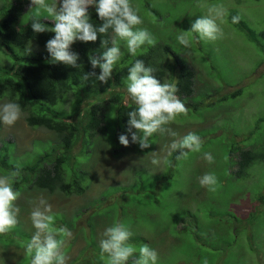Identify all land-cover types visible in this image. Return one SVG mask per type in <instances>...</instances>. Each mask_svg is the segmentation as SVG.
<instances>
[{
    "label": "rangeland",
    "instance_id": "rangeland-1",
    "mask_svg": "<svg viewBox=\"0 0 264 264\" xmlns=\"http://www.w3.org/2000/svg\"><path fill=\"white\" fill-rule=\"evenodd\" d=\"M11 1L0 0V8ZM130 3L139 9L143 20L138 27L146 28L157 42L169 44L195 68L196 91L188 99L180 98L187 115L178 116L169 126L180 137L189 132L198 135L201 151L189 153L187 159H178L174 152L165 160L173 138L159 132L150 138L152 144L147 149L133 143L125 147L118 137L126 127L118 123L116 110L108 105L101 130L90 141L80 139L71 149L81 168L91 173L86 191L64 195L20 189L15 202L20 208L19 222L9 233L0 235V264H30L24 249L35 231L30 213L40 197L51 204L56 226H66L73 234L64 249L70 257L68 264H108L107 255L101 254L100 240L104 230L118 221L133 232L129 242L137 251L147 244L158 253L156 264H204L205 259L207 264H264V158L254 160L245 174L237 171L241 149L250 148L264 156V38L259 42L248 39L239 22L228 18L239 15L259 33L264 30V0ZM202 4H223L228 11L223 22L218 21L224 34L216 41H204L187 32L196 18L206 14ZM26 7L21 23H31L29 4ZM41 22L54 26L46 17H41ZM182 31L192 42L190 49L176 40ZM120 47L122 56L115 68L133 60L130 54L126 58L123 42ZM94 51L99 55L103 49ZM166 60L176 69L180 59L169 54ZM175 69L172 82L177 77ZM235 90L240 92L232 96ZM73 93L66 107L69 111H78L77 104L84 106L100 98L81 88ZM8 102L0 99V104ZM53 137L43 127L27 125L24 113L11 127L0 122V139L14 143L18 159L31 160L49 150ZM153 151L162 157L158 166L151 164ZM204 152L213 155V163L204 160ZM205 173L218 178L215 192L200 185Z\"/></svg>",
    "mask_w": 264,
    "mask_h": 264
},
{
    "label": "clouds",
    "instance_id": "clouds-1",
    "mask_svg": "<svg viewBox=\"0 0 264 264\" xmlns=\"http://www.w3.org/2000/svg\"><path fill=\"white\" fill-rule=\"evenodd\" d=\"M30 27L33 34L53 32L54 35L45 43L48 53L47 62L63 64L72 68L81 67L79 54L72 50L76 41L96 42L100 39L99 55L89 54L91 71L83 72V83L92 80L107 84L112 78L116 63L122 56L120 42L127 52L137 56V50L145 44L154 47L156 38L146 29L138 27L143 23L130 0H29ZM28 6V5H27ZM206 8V14L200 15L192 22L187 32L198 35L204 41H216L223 37V30L218 21L223 22L228 11L223 4L200 5ZM90 7L102 21L95 25L91 21ZM41 17L49 18L54 26L41 22ZM238 23L239 15L231 17ZM111 31L113 36L108 38ZM176 40L184 49H190L191 40L185 34L177 35ZM33 45L30 42L23 49L24 55H30ZM170 58V57H169ZM99 69V73L95 70ZM157 69L145 64L142 59H135L127 70L124 79L129 100L135 107L127 111L126 134H120L119 143L125 147L130 143L138 144L140 149L151 146L150 138L154 133L167 134L172 137L167 153L163 159L178 153L177 158L187 159L189 153H199L202 147L201 138L195 133L180 137L171 128L178 116L187 115V107L177 96L176 84L162 83L154 75ZM23 116L21 105L17 102L0 104V122L11 127ZM130 135V139H129ZM203 158L209 164L214 162L210 152H204ZM162 157L153 151L151 164L158 166ZM19 177V169L0 176V235L9 233L18 224L20 208L16 205L20 193L14 189ZM202 187L215 192L219 187L214 173H205L199 180ZM30 220L35 229L27 242L24 252L30 257V264H68L70 257L64 251L73 234L66 226H56L52 206L46 198L40 197L30 213ZM133 232L123 222H115L107 227L100 240L101 254H106L108 264H156L158 253L143 244L137 249L129 242ZM207 264V260H204Z\"/></svg>",
    "mask_w": 264,
    "mask_h": 264
},
{
    "label": "trees",
    "instance_id": "trees-1",
    "mask_svg": "<svg viewBox=\"0 0 264 264\" xmlns=\"http://www.w3.org/2000/svg\"><path fill=\"white\" fill-rule=\"evenodd\" d=\"M28 3L29 0H12L0 8V99L6 98L10 102L19 103L27 125L49 130L54 136L53 144L49 150L40 152L33 159L22 160L15 157L13 142L0 139V175L10 174L18 168L19 177L14 184L16 191L35 188L50 193L80 195L88 188L92 176L81 168L74 157L77 154L71 153V149L80 139L83 143L86 139L90 141L101 130L105 125L104 114H107L105 112L108 105H112L116 110L118 123L126 127V113L135 105L125 96L127 90L121 88H126L124 79L134 60L142 59L146 65L156 68L154 75L162 83L176 84L179 98L188 99L196 91L195 68L177 56L169 44L156 41L154 47L145 44L140 48L143 51H139L132 61L116 67L107 84H101L94 78L83 83V72L92 70L88 56L97 55L94 49L100 47L99 37L96 42L76 41L72 45V50L79 54L78 63L82 64L81 67L75 69L59 63L50 64L47 62L45 43L54 33L33 34L30 23H21ZM89 11L91 21L95 25L101 24L95 8L90 7ZM232 16L233 14L228 16L230 21ZM237 25L244 29L250 40L259 42L264 38V30L255 32L245 20L239 21ZM112 34L109 31L108 38H111ZM30 42L33 51L30 55H24L23 49ZM169 54L180 59L176 69L174 65L167 64L166 58ZM128 55L126 52V58ZM174 69L177 70V77L172 82ZM95 71L99 73V69ZM77 88L100 98L96 102L89 100L84 106L77 104L78 111H69L66 107ZM239 92L240 90L233 91L232 96ZM58 103L60 106L54 107ZM259 158L264 156L256 154L250 148L241 149L238 152V173L245 174L246 169Z\"/></svg>",
    "mask_w": 264,
    "mask_h": 264
}]
</instances>
